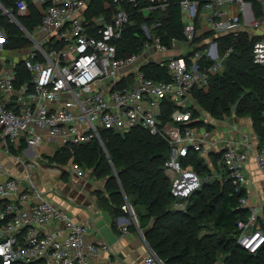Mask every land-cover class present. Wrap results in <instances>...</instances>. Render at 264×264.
<instances>
[{"label": "built area", "instance_id": "2783aa9c", "mask_svg": "<svg viewBox=\"0 0 264 264\" xmlns=\"http://www.w3.org/2000/svg\"><path fill=\"white\" fill-rule=\"evenodd\" d=\"M92 1H15L20 14L31 4L36 6L41 21L31 31L25 29L32 42L23 59L29 79L17 84L15 62L10 74L0 75V147L20 149L26 144L45 152L48 144L56 149L66 147L72 154L70 164L78 171L77 146L98 140L105 148L104 130L146 129L170 145L166 172L181 209L185 207L182 201L203 184L194 166L184 165L185 159L197 153L207 163L212 152L219 153L224 170L219 179L231 183L236 192L246 190L240 204L248 216L238 221L237 244L257 253L264 245V204L250 200L246 168L255 156L264 174V147L259 148L240 128H230L218 140L208 126L211 114L207 115L195 92L208 88L211 78L224 70L248 25L262 26L264 0H258L263 4L260 16L253 0H182L183 37L166 41L164 32H157L163 26L160 20L145 22L141 25L142 49L128 56L119 55L118 47L131 23L133 12L128 6L151 13L165 8L169 0H113L111 18L104 14L90 17ZM1 15L18 23L2 0ZM224 36H232L225 50L220 44ZM3 43L0 37V46ZM253 59L264 66V38L254 42ZM153 64L168 78L150 77L148 67ZM42 160V155L35 156L27 166L63 172ZM19 186L13 177L0 181V257L4 264H96L94 255L111 251L107 242L88 241V226L76 222L44 192L32 186L29 192L19 193ZM52 226L53 232L42 231ZM121 229L128 231L126 224ZM141 264L166 262L150 247ZM214 264L225 263L219 259Z\"/></svg>", "mask_w": 264, "mask_h": 264}, {"label": "trees", "instance_id": "16d2710c", "mask_svg": "<svg viewBox=\"0 0 264 264\" xmlns=\"http://www.w3.org/2000/svg\"><path fill=\"white\" fill-rule=\"evenodd\" d=\"M181 1L169 0L165 8L153 10L148 17L139 8L128 6L133 14L118 44L119 55L141 51L144 41L141 25L145 22L160 20L163 26L157 32H164L166 41L170 37L182 38ZM253 5L257 15H262L263 4L253 0ZM114 6L113 0H93L88 14L90 17L104 14L111 18ZM13 12L28 30L41 21L32 4L24 14L19 15L15 7ZM0 27L7 33L4 48L30 45V40L7 15L0 16ZM231 40L232 36L220 38L223 50L232 43ZM256 40L258 38L242 33L235 50L226 59L224 70L211 78L208 88L197 90L195 96L199 104L219 120L232 116V106L243 97L235 114L251 117L259 138L258 147L262 148L264 66L253 59ZM148 68L150 77L168 78L157 65ZM16 71L18 85L29 79L24 62L18 63ZM101 136L105 148L98 140L77 146L74 148L75 162L93 169L96 177L106 178L108 197L104 196L103 202L108 204L110 201L116 217L129 216L131 212L125 210L129 205L150 247L166 264H214L219 259L225 264H264V245L257 253H249L237 244L238 221L248 216V210L240 204L246 195L245 189L236 192L231 183L213 178L205 160L197 153H191L184 165L192 164L202 176L203 184L182 201L184 208H178V200L171 191L172 182L166 174L170 145L162 136L140 127L128 133L104 130ZM71 156L69 148L63 147L49 159L65 164ZM223 171L221 165L218 172ZM0 264H4L1 257Z\"/></svg>", "mask_w": 264, "mask_h": 264}, {"label": "crops", "instance_id": "0c3cea01", "mask_svg": "<svg viewBox=\"0 0 264 264\" xmlns=\"http://www.w3.org/2000/svg\"><path fill=\"white\" fill-rule=\"evenodd\" d=\"M2 1L6 6L11 4L15 7V0ZM13 7L8 8L13 11ZM33 7L41 17L39 9L34 5ZM148 12L142 13L148 17L150 15ZM17 13L21 15L18 11ZM14 16L18 21V27L26 36L25 29H28L19 21L15 13ZM245 33L258 39L264 38V22L258 29L248 25ZM0 37L4 38V41L7 37L6 30L1 27ZM31 47V41L30 45L26 47L6 49L3 45L0 46V75L10 74L14 70V62L17 65L23 62V59L30 53ZM228 118H230V121L226 122ZM228 118L223 120L216 119L213 116L209 118L211 123L208 126L215 133L214 136L218 140L227 136L230 128H240L253 138L257 144L259 143L251 117L238 116L234 113ZM55 147V145L48 144L45 152L44 148H35L26 144H23L20 149H16L12 145L8 149L1 146L0 162L4 165V172L0 174V181L8 177L18 179L20 183L19 193L29 192V189L35 186L38 190L44 192L48 199L72 215L76 222L88 226V241L93 243L107 242L111 246V251L94 255L92 259L96 264H107L110 260H114L115 264H141L150 251V245L145 235L138 228L137 217L132 213L131 208L128 207L131 212L129 216L116 217L110 208V201L105 204L102 199L104 196L108 197L106 178H98L94 175L93 169L80 165V169L77 171L70 164V160L65 164L49 163L47 160L50 161V156H53L57 151ZM40 155L44 158L42 162L62 168L63 172L55 173L53 170L49 171L42 167L32 168L27 166L29 159ZM218 155L220 154L212 152L209 161L207 160V163H205L213 174V178L219 179L222 172H218V170L222 165V161L221 155ZM167 176L169 177L168 174ZM246 178L250 200L264 204V174L259 169L255 156H252L248 162ZM100 192H102V195H100ZM122 224L127 225V233L122 231ZM54 230V226L42 229L43 232H53Z\"/></svg>", "mask_w": 264, "mask_h": 264}, {"label": "water", "instance_id": "95a60500", "mask_svg": "<svg viewBox=\"0 0 264 264\" xmlns=\"http://www.w3.org/2000/svg\"><path fill=\"white\" fill-rule=\"evenodd\" d=\"M242 99H243V97H241V98H240V99H239V100H238V101L232 106V111H233L234 113L238 110V107H239V105H240ZM180 199H182V198H180ZM127 207H130V206L128 205ZM137 226H138V228H140L138 224H137ZM140 231H141V230H140ZM143 235H144V232H143Z\"/></svg>", "mask_w": 264, "mask_h": 264}, {"label": "rangeland", "instance_id": "374dc122", "mask_svg": "<svg viewBox=\"0 0 264 264\" xmlns=\"http://www.w3.org/2000/svg\"><path fill=\"white\" fill-rule=\"evenodd\" d=\"M17 26H19L17 23H15ZM204 109V108H203ZM207 112V115H210V113L208 112V111H206ZM198 114H200V113H198ZM212 116V115H211ZM211 116H209V117H211ZM228 121H230V118H228L227 120H226V122H228ZM49 163H51L52 161H49V160H47Z\"/></svg>", "mask_w": 264, "mask_h": 264}]
</instances>
